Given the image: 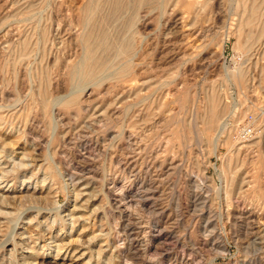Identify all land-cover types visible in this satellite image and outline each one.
Instances as JSON below:
<instances>
[{
	"label": "rangeland",
	"instance_id": "374dc122",
	"mask_svg": "<svg viewBox=\"0 0 264 264\" xmlns=\"http://www.w3.org/2000/svg\"><path fill=\"white\" fill-rule=\"evenodd\" d=\"M52 1L0 0V264H264V38L252 56L247 33L237 45L241 0H209L185 27L177 13L159 36L195 56L144 69L154 106L147 121L159 127L147 141L114 137L117 120L89 116L97 104L90 113L61 106L55 118V78L64 76V94L73 87L53 66L64 54L50 46ZM78 1H65L72 17ZM107 7L111 33L125 32L128 8L121 16ZM172 69L178 80L159 86ZM240 73L242 84L233 78ZM216 103L225 105L219 142L217 129L205 136L195 123ZM247 128L259 144L237 154Z\"/></svg>",
	"mask_w": 264,
	"mask_h": 264
},
{
	"label": "bare ground",
	"instance_id": "6f19581e",
	"mask_svg": "<svg viewBox=\"0 0 264 264\" xmlns=\"http://www.w3.org/2000/svg\"><path fill=\"white\" fill-rule=\"evenodd\" d=\"M65 1L66 0L52 1L49 36L52 38V45L50 46H52V52H55L53 54H57L56 56L64 54L61 59L54 60V69L59 71L60 68H63L62 73L66 76V78L67 75L71 78L70 83L72 80L73 88L71 89L72 91L70 90L71 93L64 94L63 92H66V80L61 78L64 76L60 77V74H58L59 77L56 76L57 78H55L56 80L54 81V85H51L55 90L54 92L58 101L57 103L55 102L57 106L54 105L56 106V110L54 108L52 110H55V118L57 119L58 116L61 115V106H77L80 108V110L90 113V110L93 109L92 105L97 104L95 111L89 116L98 119L99 122L104 124L106 121L117 120L119 125H117V129L114 130L115 134H112L114 137L115 135L123 137L126 133H136L142 137L143 141L149 140L151 138V133H153L152 131L156 130L158 124L154 121H147L149 119V113L154 106L152 99L153 95L150 92L151 83L145 76V70L149 71L152 68L159 69L163 67H171V65H174L177 61H181L182 58H193L195 56V49L194 51L192 50L193 52L190 51V53L182 52L183 50L180 52L179 50L177 51V47L175 46L176 42H169V40H167L168 38H158L161 36L164 30L169 27L170 22L177 16V13L183 17L182 27L188 25V20L193 14H196L195 18L197 21L195 24H198V21H200L198 20L199 17L205 10H207L208 3H211V1L88 0L87 3L85 2L84 4V0H79L78 3H82L83 5L81 4V6L77 8L80 10V15L76 14V17L74 15V17H72V9L74 5L68 8V6L65 5ZM248 1L250 0H241L236 8L240 13L239 15L241 16L239 18L238 27V31H240V38L237 45H239V43L241 44L242 42V34L244 32L247 33V40L251 41H249V44L245 49L246 52L252 56L251 53L256 50L255 46L262 38H264V11L261 9V0H252L251 5H249ZM105 4H109V8H111L113 12L112 14L114 15L117 13L120 14V12L123 11L122 8H128L125 9L127 10V12H125L129 16L128 12L130 11V19L128 18V20L125 18L124 15L126 13H123L124 17H122V19H126V23L123 21V29L125 28L123 31L126 30L125 32H120L119 34H112L113 32L111 33L109 28L110 25L107 27L111 19L108 15L110 12L105 15L101 12L103 8L105 9V6L108 8ZM213 5L214 4H212V6ZM100 12L103 14V16L100 15ZM120 15L122 16V13ZM98 18H100L99 21ZM118 19H120V17H118ZM156 20L158 21V28L156 27L157 33L154 35L152 32V23L154 24ZM115 23L116 22H114V24ZM118 27H120V25H118ZM74 29L76 30L73 32ZM257 29H259L261 32L259 35H257V37H255L253 36L254 33L252 34V32ZM227 37L228 35L226 36L225 40ZM73 43L76 44L77 48L80 46L81 54L78 52V49L77 51L75 50V56L69 55V53H67V48L73 46ZM208 43L206 41V44ZM193 46H188V48H193ZM24 51L23 53H25ZM22 56L25 55L22 54ZM149 56H152V60L148 59ZM77 58L79 59L77 60ZM174 70L175 69H172L166 78H161L157 81L159 86L167 83L170 84V81L173 79L178 80L179 72L177 73ZM236 74L233 75V78L236 80V83L242 84L244 82L243 77H245V75L242 77V73L238 75ZM68 86L69 85H67V87ZM176 89L177 90L173 92L174 96H178L182 92L181 88ZM102 103H107L108 107L100 112L101 108L98 109V107L99 105L103 107ZM216 104L217 105L211 106L212 108L210 109L206 119L204 118V120L202 118V125H200L198 122L195 123L196 126L199 125L202 128L201 130L205 136L208 135L207 132H213L217 129L215 141L219 142L220 130L224 128V124L226 123L224 122L225 120H223L219 126V120L221 117L220 114L224 113L223 111L225 109V105L218 103ZM134 120H143V122L137 125ZM261 132L263 133L261 134L264 139V131L261 130ZM252 136L253 134L249 136V138ZM246 140L250 139H241L240 142L237 141L238 143H235L234 146L236 148L235 150L237 154L243 153L244 151H250L259 144L258 142L251 140L247 142ZM245 141L247 143H243ZM245 159L244 161L250 165H252L255 160L253 158H248L247 156ZM248 183L249 181L246 179V177H243V181L238 183V186L240 185L241 188L243 184L248 185ZM233 186L234 183L225 184V194L227 197L226 200L228 202H230L231 194L234 191ZM57 248V253H59L63 247L60 245ZM221 249L222 251L227 250L225 246H223ZM68 250L69 249L66 251Z\"/></svg>",
	"mask_w": 264,
	"mask_h": 264
},
{
	"label": "built area",
	"instance_id": "2783aa9c",
	"mask_svg": "<svg viewBox=\"0 0 264 264\" xmlns=\"http://www.w3.org/2000/svg\"><path fill=\"white\" fill-rule=\"evenodd\" d=\"M249 124L251 125V123H249ZM243 133H244L243 138L248 139L249 136H251L254 133V131H253V128L252 129L251 128H249V129L247 128V129H245L243 131Z\"/></svg>",
	"mask_w": 264,
	"mask_h": 264
}]
</instances>
